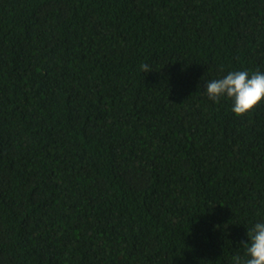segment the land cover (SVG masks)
<instances>
[{
    "label": "trees",
    "instance_id": "obj_1",
    "mask_svg": "<svg viewBox=\"0 0 264 264\" xmlns=\"http://www.w3.org/2000/svg\"><path fill=\"white\" fill-rule=\"evenodd\" d=\"M0 264H264V0H0Z\"/></svg>",
    "mask_w": 264,
    "mask_h": 264
}]
</instances>
